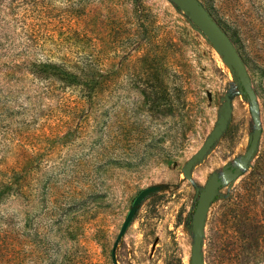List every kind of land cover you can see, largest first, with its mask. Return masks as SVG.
Wrapping results in <instances>:
<instances>
[{
  "label": "rangeland",
  "instance_id": "1",
  "mask_svg": "<svg viewBox=\"0 0 264 264\" xmlns=\"http://www.w3.org/2000/svg\"><path fill=\"white\" fill-rule=\"evenodd\" d=\"M199 1L239 55L253 102L169 0H0V264H189L195 190L240 167L256 126L247 167L208 207L200 255L264 264V0ZM59 40L100 80L87 98L30 71ZM224 96L227 126L186 179ZM152 185L113 263L131 201Z\"/></svg>",
  "mask_w": 264,
  "mask_h": 264
},
{
  "label": "water",
  "instance_id": "2",
  "mask_svg": "<svg viewBox=\"0 0 264 264\" xmlns=\"http://www.w3.org/2000/svg\"><path fill=\"white\" fill-rule=\"evenodd\" d=\"M169 2L192 22L194 29L202 34L210 43L213 50L221 56V59L238 83V92L250 102H253L255 100V94L250 87L249 76L239 55L228 36L213 20L203 4L199 0H169ZM230 104V99L227 96H224V100L221 104V112L218 114L214 126L197 150L181 167V173L184 178H190V170L192 166L204 157L225 130L230 117ZM259 133V127L256 126L248 138L247 148L241 157L240 167L228 164L223 165L220 169V176L215 172L210 173L203 186L200 189L195 190L196 203L190 219V228L193 233V238L190 245L189 264H202L200 246L208 207L215 198L218 189L223 184H231V182L239 175L241 168L247 167L248 160L255 152ZM156 189V186H147L140 189L133 197L130 208L127 210L112 244L111 260L113 263L115 245L120 236L124 233L137 205Z\"/></svg>",
  "mask_w": 264,
  "mask_h": 264
},
{
  "label": "trees",
  "instance_id": "3",
  "mask_svg": "<svg viewBox=\"0 0 264 264\" xmlns=\"http://www.w3.org/2000/svg\"><path fill=\"white\" fill-rule=\"evenodd\" d=\"M69 41L59 40L52 58L29 61L30 71L44 80L53 82L63 87L74 88L82 91L84 98L88 97L89 84H99L100 80L93 79L90 70V62L86 57L81 60L75 58L74 51ZM54 56V57H53ZM99 76V74H97ZM151 82L157 83L154 80ZM150 82V83H151ZM151 103L157 105V97L151 92Z\"/></svg>",
  "mask_w": 264,
  "mask_h": 264
},
{
  "label": "bare ground",
  "instance_id": "4",
  "mask_svg": "<svg viewBox=\"0 0 264 264\" xmlns=\"http://www.w3.org/2000/svg\"><path fill=\"white\" fill-rule=\"evenodd\" d=\"M221 61H223L222 59H221ZM223 65L226 67V65L223 63ZM227 68V67H226Z\"/></svg>",
  "mask_w": 264,
  "mask_h": 264
}]
</instances>
